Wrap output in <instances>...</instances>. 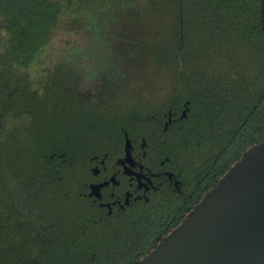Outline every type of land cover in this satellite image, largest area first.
Listing matches in <instances>:
<instances>
[{
    "label": "trees",
    "instance_id": "obj_1",
    "mask_svg": "<svg viewBox=\"0 0 264 264\" xmlns=\"http://www.w3.org/2000/svg\"><path fill=\"white\" fill-rule=\"evenodd\" d=\"M58 27L74 38L56 56ZM129 57L190 100L195 203L264 136V0H0V264H137L183 217L97 221L79 195L87 136L115 133L140 98L102 112L78 88Z\"/></svg>",
    "mask_w": 264,
    "mask_h": 264
},
{
    "label": "flooded vegetation",
    "instance_id": "obj_2",
    "mask_svg": "<svg viewBox=\"0 0 264 264\" xmlns=\"http://www.w3.org/2000/svg\"><path fill=\"white\" fill-rule=\"evenodd\" d=\"M130 106L129 119L120 116L115 133L87 136L92 150L80 164L79 195L97 221L147 211L151 216L156 206L161 228L171 227L205 186L193 181L195 164L180 138L190 129V100L143 96Z\"/></svg>",
    "mask_w": 264,
    "mask_h": 264
},
{
    "label": "water",
    "instance_id": "obj_3",
    "mask_svg": "<svg viewBox=\"0 0 264 264\" xmlns=\"http://www.w3.org/2000/svg\"><path fill=\"white\" fill-rule=\"evenodd\" d=\"M137 264H264V136Z\"/></svg>",
    "mask_w": 264,
    "mask_h": 264
},
{
    "label": "rangeland",
    "instance_id": "obj_4",
    "mask_svg": "<svg viewBox=\"0 0 264 264\" xmlns=\"http://www.w3.org/2000/svg\"><path fill=\"white\" fill-rule=\"evenodd\" d=\"M195 26H200L199 23H193ZM74 36L71 32H67L64 28H57L53 35L51 36V45L50 49H52L53 54L56 56L60 53V51H65L70 49L67 43H70L71 39ZM195 42V41H194ZM119 48L115 49L116 52L120 55L122 53L121 46L118 45ZM140 58L135 57L134 59L128 58L127 62H134L131 65H121L117 75L108 78V80L102 78H96L95 80H91L87 84H84L82 88H78V92L81 91L84 94H89L92 96L97 108L102 109V112L105 110L111 109L110 106H116V103L123 102V107H127V102L136 101L137 98H141L143 96H147L153 100L159 99L162 95V82L158 81L153 74L150 72L146 76L143 71L147 69L144 66H140L141 61L138 62ZM122 63L123 61H118L117 63ZM160 83V84H159ZM159 85V86H158ZM121 100V101H120ZM120 104V105H121Z\"/></svg>",
    "mask_w": 264,
    "mask_h": 264
}]
</instances>
